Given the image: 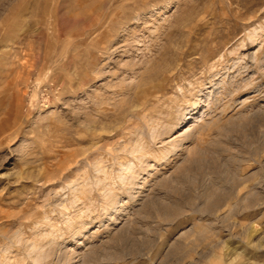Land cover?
I'll use <instances>...</instances> for the list:
<instances>
[{"label":"rangeland","instance_id":"rangeland-1","mask_svg":"<svg viewBox=\"0 0 264 264\" xmlns=\"http://www.w3.org/2000/svg\"><path fill=\"white\" fill-rule=\"evenodd\" d=\"M0 264H264V0H0Z\"/></svg>","mask_w":264,"mask_h":264},{"label":"bare ground","instance_id":"bare-ground-1","mask_svg":"<svg viewBox=\"0 0 264 264\" xmlns=\"http://www.w3.org/2000/svg\"><path fill=\"white\" fill-rule=\"evenodd\" d=\"M200 152V151H199ZM197 153V152H196ZM200 153H198V155H199ZM190 155V154H189ZM196 155V154H195ZM201 155V154H200ZM194 156V155H193ZM191 157V155L189 156V158ZM193 158V157H192ZM197 158V157H196ZM199 158H201V157H199ZM185 159V158H184ZM187 159V158H186ZM193 159H195V158H193ZM201 160H203V159H201ZM201 160H198V161H200V163L202 162ZM191 161V160H190ZM204 161V160H203ZM188 162H189V160H188ZM194 162V161H193ZM186 163V162H185ZM185 163H183V165L185 164ZM190 164V163H189ZM194 164H195V162H194ZM198 164V163H197ZM212 164V163H211ZM191 165H192V163H191ZM192 167V166H191ZM199 167V166H198ZM185 168H186V166H185ZM190 168V167H189ZM188 169V168H187ZM186 169H184L183 167H180V172H182V174H183V172L185 171ZM189 170V169H188ZM179 175V174H178ZM181 175V174H180ZM209 193V192H208ZM211 196V195H210ZM209 196V198L208 199H210V201H208L207 203H206V206H205V208L206 209H208V208H213V207H215V206H217L219 203H220V200H221V197H216V196H211L210 197ZM152 204H153V202H152ZM151 205V204H150ZM146 206V205H145ZM156 206V205H155ZM156 209H157V211H159V212H168L170 215H175V214H178V210H179V207H178V205H174V203L173 204H169V205H166V204H164V205H157V207H156ZM144 242H146V241H144ZM125 246V245H124ZM136 247H134V249H135Z\"/></svg>","mask_w":264,"mask_h":264}]
</instances>
